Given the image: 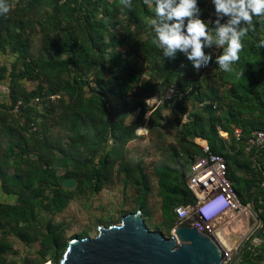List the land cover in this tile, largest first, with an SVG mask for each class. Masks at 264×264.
<instances>
[{"label":"rangeland","instance_id":"374dc122","mask_svg":"<svg viewBox=\"0 0 264 264\" xmlns=\"http://www.w3.org/2000/svg\"><path fill=\"white\" fill-rule=\"evenodd\" d=\"M30 1L8 0L12 7L7 15H2V19L6 18L11 22L13 21L11 28H13L16 20H24L27 23H31L29 20H32L35 23L29 37L32 45L31 53L34 56L40 55L47 59L49 55L43 50V46L52 47V54L59 62L57 68L49 70V73L53 76L50 79L51 87L56 90L55 101L62 98L69 103L76 92L84 95L85 99H89L94 94L93 89H96L95 74L101 73L104 78L109 79L110 71L107 67L102 69L99 65H96V70H93L94 74L91 72L88 79L79 80L80 75L83 77L85 75L83 72H80V75L77 74L72 66L68 64V56L62 50L61 43L70 34L81 39L86 38L92 27H85L86 25L81 16L91 14L92 21L100 19L104 4H100L96 13L89 12L88 6L83 5L74 14V17L79 18L78 21L73 17H68L61 27L48 22L43 30L44 20L53 15V8L58 0H40L37 5L28 9ZM63 2V0H59V4ZM105 4L108 6L110 15L105 17L103 37L97 38L93 48L99 57L109 62L114 60L117 54H122L138 70L134 72L139 74L140 80L133 83L126 100L130 108L135 105L139 107L128 113L125 122L131 125L140 121L141 125L136 129V138L127 143L125 156L127 159H134L141 163L148 179V193L145 197H141V192L137 190L126 171L121 168L120 163L114 165L112 180L100 191H93L91 172L94 165L98 163L99 155L90 157L92 161L86 167L83 157L70 161L63 154L57 153L54 167L56 168L59 184L55 186L54 182L51 181L39 186L37 180L41 170L37 162L38 153L36 149L30 142L24 146L27 150L26 153H22L21 149L15 146L18 141L17 136L12 135L5 128L20 129L16 117L11 116L6 121L0 120V158L6 161L10 175L22 171L25 177L34 183V186L27 191L26 196L29 199V204L34 206L35 213V217L28 223L18 218L12 220L8 217H2L0 223L1 264H48V262L59 264L66 247L61 251L51 247L44 239L43 235L46 233L48 224L58 227V231L63 235V241L67 244L72 239L80 236L94 238L99 234L100 227L119 225L123 216L137 210L142 211L143 218L150 230L160 231L166 237H170L175 228L182 225V223H193L196 220L193 213L190 212V218L182 221L175 209L186 207L190 210L191 207L197 206L198 199L196 195L194 204L178 205L174 210H171L170 216L164 213L163 203L159 196L157 170L166 165H173L170 158L174 154V150L181 151L183 156L181 146L186 130L184 128L186 114L201 106L198 97L203 96L206 100L205 103H208L209 101L215 102L213 99L217 94L220 96L221 101L219 104L222 109L217 110L215 114L221 116L222 120L219 124L229 130L230 134L231 130L236 127L253 128V123L259 120H263L261 124L264 125V109L261 106L264 95L261 93L259 86L260 73L257 72L255 63H252L254 66L250 68L242 57L232 65L233 70L231 72H224L219 66L216 68L210 67V69L199 71V81H193V78H190L189 82L182 81L184 86L190 87L182 105L166 102L154 107L148 105L146 101L155 97H149L147 92L141 90V86L151 77L150 61L152 56L148 54L151 50L153 53L160 54V58H163V51L159 52L161 48L153 49L156 40L151 25L153 17L151 14H138V20H132L128 13L129 7H124L121 0H105ZM133 4L134 0H131V5ZM135 5L137 6L138 3L135 2ZM90 7L92 8V6ZM147 7L149 11L154 10L153 3L151 8L148 5ZM149 40L152 42L149 48L144 50L142 44ZM17 57L18 53L11 51L9 44L0 49V67L5 68V72L0 78V105L9 102L11 74L14 73L15 78L20 77L21 70H23L22 64L17 61ZM175 81L177 82L176 77L169 82L164 81L161 85V91L156 96L162 97L166 87ZM20 82L28 92L35 91L39 86H42L45 92L50 91L49 80L43 76L34 79L24 77L20 79ZM104 101L109 110V115L119 117L124 113L121 106L122 99L118 96L109 94ZM39 111L40 113L43 112L40 108ZM142 111L143 117L140 119ZM36 112V110L30 111L26 116L36 117L38 115ZM146 113H149L148 116ZM152 116H154V123L151 125L149 121ZM37 118H39L40 124L43 125L45 119L40 116H37ZM54 132L56 137H61L67 150L70 146L68 139L65 137L67 133L58 128L54 129ZM28 133L26 132V134ZM187 138L192 140L193 137L187 135ZM240 149L236 147L232 136L229 135V141L224 145L223 156L225 159L226 154L230 156V161H227L229 179L232 181L236 193L238 190L243 197L238 193L237 195L241 200L249 202L254 188L246 182L251 177V173L247 168L249 164L244 161L246 153L242 151V148ZM84 155L88 156L87 153H84ZM196 157L194 156L193 161L191 159L192 162L190 163L193 164ZM72 172L75 173V176H70ZM233 174H236L239 180L235 181ZM173 176L183 182L180 173L174 169ZM69 178L74 179L76 182L75 187L72 189L64 187V181ZM188 178L189 171H187L184 178L185 183H187ZM62 188L70 191L68 203L56 211L51 208L47 209L45 206L51 201L55 191ZM40 189H42V192L39 193ZM18 200V193H7L3 190L0 179V205L10 212L11 208L18 203ZM33 238L35 241L29 240ZM257 238H259L258 247L262 249L264 237L261 235ZM2 245L5 246L4 249L1 248ZM259 254L260 252L255 253L251 250L246 256L242 255L237 264L241 260H243V264H264V261L259 259Z\"/></svg>","mask_w":264,"mask_h":264},{"label":"trees","instance_id":"16d2710c","mask_svg":"<svg viewBox=\"0 0 264 264\" xmlns=\"http://www.w3.org/2000/svg\"><path fill=\"white\" fill-rule=\"evenodd\" d=\"M39 1L40 0H31L28 9L37 5ZM63 1L62 4H59L58 0V3L53 8V15L49 19L44 20L45 25L43 26V30L45 26L48 25V22L53 23L57 27H61L68 17H73L78 21L79 18L74 17V14L83 7V5L88 6L89 12L93 11V13H96L100 4H104L103 10H101L102 17L100 19L92 21L91 14L81 16L82 21H84L86 25L85 27H92V30L88 31L86 38L83 37V39H81L70 34L62 41L61 48L64 53L67 54L68 64L72 66L73 70L77 74L79 73V75L80 72L84 73L85 76L83 77L80 75L79 80L88 79L91 72L94 74L93 70H96V65H99L102 69L107 67L110 71V78L106 79L103 74L96 73V89H93L94 94L89 99H85L84 95L78 92L75 93L69 103L62 98L56 101L48 99L50 96L56 95V90L51 87L50 79L53 76L49 73V70L57 68L59 63L52 54V47L47 45L43 46V50L49 55L47 59H44L40 55L34 56L31 53L32 45L29 37L30 34H32L35 23H33L32 20H29L31 23L24 22V20H16L14 21L13 28H11L13 21L11 22V20L6 18L2 19V15H0V49L4 48L6 44H9L11 46V51L18 53L17 61L22 64L23 68L20 77L15 78L14 73L11 74L12 81L10 85L9 102L0 105V120L6 121L11 116L16 117L20 129L5 128L10 131L12 135L17 136L18 141L15 146L20 148L22 153H26L27 150L24 146L30 142L36 149L38 153L37 162L41 170V174L37 180L39 186L51 181L54 182L55 186L59 184L56 168L54 167L57 153L63 154V156L70 161L77 160L78 157H83L86 167H88V163L92 161L90 157L99 155L98 163L94 165L91 172L93 191H100L102 187L112 180L114 165L120 163L121 168L126 171L128 177L133 180L134 185L137 190L141 192V197L143 198L148 193L147 175L141 167L140 162L134 159H127L125 156V147L127 143L136 138V129L141 125L140 121L131 125L125 122L128 113L139 107L135 105L130 108L126 100L128 91L132 88L133 83L139 82L140 80L139 74L134 72L138 70L135 69L122 54H117L115 59L109 62L99 57L93 48L97 38L103 37L102 34L106 23L105 17L110 15L105 0ZM135 2L138 3L137 6ZM153 5V9H155L154 0ZM90 6H92V8ZM128 13L132 20H138V14H151L152 17L155 18V11H149L144 0H134V4L131 5ZM202 18H204L203 13ZM254 23L256 24V30L255 32L250 31L247 36L242 38L243 49L239 52V56L245 60L248 67L253 68L254 64L252 63L257 65V72L260 73L259 86L262 91L261 93L264 95V87L261 84V80L264 76V46H260V40L264 39V20L256 19ZM151 42L149 40L145 44H142L143 49L147 50ZM90 44L92 45L89 46ZM157 48L155 43L153 49ZM162 51V49L159 50L160 53ZM204 51L206 54H213L207 45ZM150 52L148 55L152 56V60L150 61L151 77L141 86V90L147 92L149 97L156 96L161 91V85L164 81L169 82L176 77L177 82L175 81L171 84H176L185 95L181 100L176 99L170 103L182 105L188 94V89L190 88L184 86L182 81L187 82L190 78H193V81H199L200 72L194 69L192 63L187 60V56L183 52L177 51L174 60L164 57V55L163 58H160V54L153 53L151 50ZM209 65L207 69H210V67H218L215 63L214 55L213 61ZM4 72L5 68L0 67V78ZM40 76L49 80V92H45L42 86H39L33 92H28L20 82V79L24 77L34 79ZM192 82H190V84H192ZM109 94L118 96V98L122 99L121 106L124 113L119 117L109 115V110L104 101L105 97ZM35 98H42V100L40 103H35ZM197 99L201 106L194 111L186 112L187 118L184 123V128L186 130L184 131L185 135L181 146L183 156L181 151L174 150V154H172L170 158L173 165H166L157 170L159 177V196L163 203V211L168 216H170L171 210H174L178 205H189L196 202L195 194L188 188L187 183L184 182L187 171H189V176L191 174L192 163L190 162L193 161V157L202 155L201 148L194 142L196 137L207 140L213 153L223 155L224 145L227 141L219 135L217 126H220L223 131L232 136L236 147L239 149L242 148V151L245 152L243 144L237 143L234 138V129L231 130L230 134L229 130L223 128L219 124L222 118L215 114V112L222 109L219 104L221 101L220 96L217 94L213 99L215 102L209 101L208 103H205L206 100H204L203 96ZM18 103H21L19 112L14 114L12 108ZM261 106L264 109V101H262ZM39 108L43 110V112L40 113ZM33 110L37 111V116L45 119L43 120V125L42 123L40 124V120L37 116H26V114ZM142 117L143 111L140 115V119H142ZM261 121L263 120L254 122L253 128L245 129L241 127L243 135L247 136L251 131L256 129H264V125L261 124ZM149 123L151 125L154 123V116L151 117ZM56 128L67 133L65 137L70 143L67 150L61 137H56L54 132ZM26 132L29 133L26 134ZM187 135L193 137L192 140H189ZM253 152H251L250 155L256 160V164L253 168H250L251 162L248 163L249 165L247 168L251 173V177H249L246 182L249 186L254 188L250 196V201L254 199L255 207L261 212L264 218V166L261 158H259V156L254 157ZM84 153H87L88 156H83ZM191 159L192 161H190ZM226 161H230L229 154H226ZM7 166L6 161L0 158V179L2 181L3 190L7 193H18L19 200L18 203L11 208L10 212H8L4 206L0 205V223L2 217H8L12 220L18 218L28 223L35 217V213L34 206L29 204V199L26 195L27 191L34 186V183L26 178L22 171L21 173L10 175ZM173 169L180 173L183 182L179 181V178L173 176ZM70 176H75V173H70ZM233 177L235 181L239 180L236 174H233ZM40 192H42V189L39 190V193ZM237 193L242 195L238 190ZM69 196L70 191L63 188L58 189L45 207L47 209L51 208L54 211L59 210L68 203ZM182 225L190 226V222L182 223ZM261 235L264 237V229L257 237ZM43 236L51 247L62 251L68 246V243L66 244V242L63 241V235L58 231L57 226L48 224L46 226V233ZM83 237L86 236H80L79 238ZM29 240L35 241L34 238ZM249 247L251 248V246ZM1 248L4 249L5 246L2 245ZM250 248L246 249L243 256H246L249 251L252 250ZM253 251L255 253L260 252L258 257L260 260L264 261V244L262 249L255 246ZM238 264H243V260Z\"/></svg>","mask_w":264,"mask_h":264},{"label":"built area","instance_id":"2783aa9c","mask_svg":"<svg viewBox=\"0 0 264 264\" xmlns=\"http://www.w3.org/2000/svg\"><path fill=\"white\" fill-rule=\"evenodd\" d=\"M199 7L202 10L204 20H215V9L212 0H199ZM225 17L222 23L226 22ZM259 18L254 17V21ZM210 27H215L211 25ZM213 36V43L208 48L214 57L223 52L218 48ZM224 47H227L225 45ZM210 66V65H209ZM208 66V67H209ZM208 67L203 68L206 70ZM264 87V76L261 80ZM185 93L178 88L176 84L167 87L162 97L155 96L149 101V105L172 102L176 99L181 100ZM48 99L55 100L56 96H50ZM42 98H35V103H40ZM147 100V101H148ZM146 101V102H147ZM21 103L12 108V112L17 114ZM203 105V104H202ZM215 107V106H214ZM149 113H146L148 116ZM219 135L226 140L228 134L217 126ZM234 138L237 143H242L244 151L248 154L255 151L264 162V129H256L247 136L243 135L241 128H234ZM194 142L201 148L202 155L197 156L191 166V174L188 178V188L196 195L198 204L189 208L178 207L176 213L182 221L190 218V212L193 213L196 220L190 224L197 230L211 237L223 251V261L228 264L235 252L258 227L259 223L255 220L251 204L245 203L237 195L232 181L228 177V166L225 157L221 154L213 153L207 140L196 137ZM238 236V243L231 246V237ZM257 239V238H256ZM252 243L258 246L257 240ZM230 244V246H229Z\"/></svg>","mask_w":264,"mask_h":264},{"label":"water","instance_id":"95a60500","mask_svg":"<svg viewBox=\"0 0 264 264\" xmlns=\"http://www.w3.org/2000/svg\"><path fill=\"white\" fill-rule=\"evenodd\" d=\"M76 185L64 181L66 189ZM259 226L240 246L228 264H237L249 245L264 229V218L251 201ZM226 264L222 248L197 228L180 225L170 237L147 226L141 210L122 217L121 224L100 227L94 237L74 238L66 247L59 264ZM52 264V263H51Z\"/></svg>","mask_w":264,"mask_h":264},{"label":"clouds","instance_id":"9594fccd","mask_svg":"<svg viewBox=\"0 0 264 264\" xmlns=\"http://www.w3.org/2000/svg\"><path fill=\"white\" fill-rule=\"evenodd\" d=\"M121 3L131 7V0H121ZM144 3L151 8L153 0H144ZM154 3L155 18L151 19V25L157 47L163 50L164 57L173 60L177 51L185 53L197 72L213 61V54L204 51L206 45H212L213 36L217 38V47L223 49L215 63L222 71L231 72L232 65L240 59L242 38L256 30L254 17L264 20V0H212L214 21L202 18L198 0H154ZM11 7L8 0H0V15H7ZM225 17L228 19L222 23ZM213 24L215 27H210ZM260 46H264V39L260 40Z\"/></svg>","mask_w":264,"mask_h":264},{"label":"crops","instance_id":"0c3cea01","mask_svg":"<svg viewBox=\"0 0 264 264\" xmlns=\"http://www.w3.org/2000/svg\"><path fill=\"white\" fill-rule=\"evenodd\" d=\"M8 101H9V96H8ZM237 128V127H236ZM239 128V127H238ZM227 133V132H226ZM228 134V133H227ZM226 141H229V135L227 136V138H226ZM254 153V157L256 156V152H253ZM260 158V157H259ZM255 159L253 158V157H251V155L250 154H248V153H246V155L244 156V161L248 164L249 162H251V165H250V168H253L254 166H255V164H256V160L254 161ZM262 163H263V166H264V162L262 161ZM262 166V167H263ZM237 168H238V166H237ZM263 174H264V172H263ZM261 202V201H260ZM248 203V202H247ZM249 203L251 204V201H249ZM257 240V242H258V244H259V238H257L256 239ZM239 241H238V236H232L231 237V246L234 244H237ZM229 246H230V244H229ZM249 246H251V248L250 247H248V248H250V249H254V247H255V244L254 243H251ZM247 248V249H248ZM245 253V252H244ZM244 253H243V255H244ZM234 254V253H233Z\"/></svg>","mask_w":264,"mask_h":264}]
</instances>
